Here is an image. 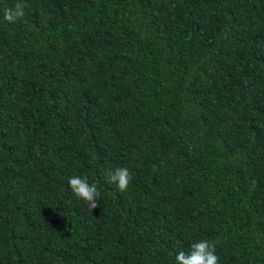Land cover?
Wrapping results in <instances>:
<instances>
[{
    "label": "trees",
    "instance_id": "1",
    "mask_svg": "<svg viewBox=\"0 0 264 264\" xmlns=\"http://www.w3.org/2000/svg\"><path fill=\"white\" fill-rule=\"evenodd\" d=\"M15 2L0 264H176L201 239L219 264H264V0H25L9 23Z\"/></svg>",
    "mask_w": 264,
    "mask_h": 264
},
{
    "label": "clouds",
    "instance_id": "2",
    "mask_svg": "<svg viewBox=\"0 0 264 264\" xmlns=\"http://www.w3.org/2000/svg\"><path fill=\"white\" fill-rule=\"evenodd\" d=\"M27 4L25 0H16L14 6L4 12V20L9 23L15 22L25 15ZM107 182L115 184L119 191H126L133 176L127 168L116 167L106 171ZM69 188L77 199L84 202L87 209L94 210L100 206V192L95 184L89 183L86 176H72L68 180ZM176 264H219V257L216 254V242L201 239L191 244L188 253L180 251L176 257Z\"/></svg>",
    "mask_w": 264,
    "mask_h": 264
}]
</instances>
